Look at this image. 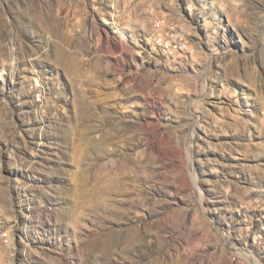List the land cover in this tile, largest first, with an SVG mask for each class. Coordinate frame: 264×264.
<instances>
[{"label":"rangeland","instance_id":"rangeland-1","mask_svg":"<svg viewBox=\"0 0 264 264\" xmlns=\"http://www.w3.org/2000/svg\"><path fill=\"white\" fill-rule=\"evenodd\" d=\"M0 264H264V0H0Z\"/></svg>","mask_w":264,"mask_h":264},{"label":"bare ground","instance_id":"bare-ground-1","mask_svg":"<svg viewBox=\"0 0 264 264\" xmlns=\"http://www.w3.org/2000/svg\"><path fill=\"white\" fill-rule=\"evenodd\" d=\"M158 27V25H157ZM172 38V39H170ZM166 39L164 37L158 36L155 39V44L164 52H166L169 55H174L179 52H182L186 47V39L183 32L178 31L172 34V36ZM161 43H167V44H161ZM179 43V44H177ZM181 47V48H180ZM102 148V147H101ZM134 234L138 237L139 232L135 230Z\"/></svg>","mask_w":264,"mask_h":264},{"label":"built area","instance_id":"built-area-1","mask_svg":"<svg viewBox=\"0 0 264 264\" xmlns=\"http://www.w3.org/2000/svg\"><path fill=\"white\" fill-rule=\"evenodd\" d=\"M164 28V24H160L159 26V32ZM173 33V32H172ZM161 44H167V43H161ZM179 44V43H177ZM181 48V47H180ZM176 56V55H173V57Z\"/></svg>","mask_w":264,"mask_h":264}]
</instances>
